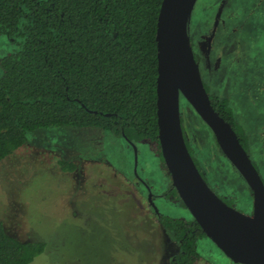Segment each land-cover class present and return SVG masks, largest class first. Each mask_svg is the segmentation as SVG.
<instances>
[{"label": "rangeland", "instance_id": "374dc122", "mask_svg": "<svg viewBox=\"0 0 264 264\" xmlns=\"http://www.w3.org/2000/svg\"><path fill=\"white\" fill-rule=\"evenodd\" d=\"M190 37L210 96L229 100L264 180V0H198ZM11 48L0 35V59ZM181 112L209 186L251 215L252 192L213 131L183 98ZM147 186L155 192L154 207ZM171 187L160 155L146 143L135 148L99 127L37 129L0 161V222L20 240L47 243L31 264H172L180 246L155 206L171 217L191 215L180 200L157 198ZM198 248L203 258L197 264H232L208 237Z\"/></svg>", "mask_w": 264, "mask_h": 264}, {"label": "trees", "instance_id": "16d2710c", "mask_svg": "<svg viewBox=\"0 0 264 264\" xmlns=\"http://www.w3.org/2000/svg\"><path fill=\"white\" fill-rule=\"evenodd\" d=\"M161 3L0 0V35L12 43L0 59V161L23 146L30 132L66 126L99 127L133 145L146 143L165 165L157 113ZM211 99L248 149V135L237 124L229 100ZM61 164L72 168V163ZM169 192V198L182 202L175 188ZM159 222L179 242L172 264L202 260L198 244L206 233L192 216L161 212ZM46 247L44 241L12 236L0 222V264H31Z\"/></svg>", "mask_w": 264, "mask_h": 264}, {"label": "water", "instance_id": "95a60500", "mask_svg": "<svg viewBox=\"0 0 264 264\" xmlns=\"http://www.w3.org/2000/svg\"><path fill=\"white\" fill-rule=\"evenodd\" d=\"M198 0H162L157 24V107L161 154L190 215L232 261L264 264V180L231 122L215 108L190 37ZM185 99L213 131L229 163L247 183L253 213L225 202L209 186L188 147L182 125ZM137 145H135V148ZM156 211H159L155 206Z\"/></svg>", "mask_w": 264, "mask_h": 264}, {"label": "flooded vegetation", "instance_id": "af4514ba", "mask_svg": "<svg viewBox=\"0 0 264 264\" xmlns=\"http://www.w3.org/2000/svg\"><path fill=\"white\" fill-rule=\"evenodd\" d=\"M147 189H148V191H149V194H150V196H149V198L147 199L148 200V203L151 205V206H153L154 207V203H153V201H152V198H153V196L155 195V192L152 190V189H150V187H148L147 186ZM167 193L166 192H163V193H161V194H156V196H157V198L158 197H163V196H165V197H168L167 195H166ZM156 211V210H155ZM157 213V216H158V218H159V214L162 212L161 210H159V211H156ZM163 213V212H162ZM207 237V236H206ZM206 237H204V238H206ZM178 244H179V242H178ZM199 245V244H198ZM180 251V250H179ZM179 253V252H178ZM177 253V254H178ZM176 254V255H177ZM174 257H175V255H174ZM174 257H172V260H173V258ZM230 262L232 263V264H241V263H238V262H234V261H232V260H230Z\"/></svg>", "mask_w": 264, "mask_h": 264}]
</instances>
